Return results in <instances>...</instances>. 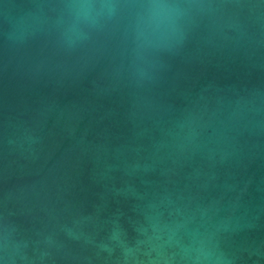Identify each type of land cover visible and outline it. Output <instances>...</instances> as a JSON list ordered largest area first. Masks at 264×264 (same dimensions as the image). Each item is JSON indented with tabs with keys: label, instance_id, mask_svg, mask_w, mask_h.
Here are the masks:
<instances>
[{
	"label": "water",
	"instance_id": "water-1",
	"mask_svg": "<svg viewBox=\"0 0 264 264\" xmlns=\"http://www.w3.org/2000/svg\"><path fill=\"white\" fill-rule=\"evenodd\" d=\"M0 264H264V0H0Z\"/></svg>",
	"mask_w": 264,
	"mask_h": 264
}]
</instances>
